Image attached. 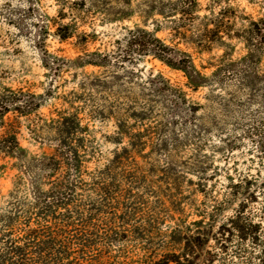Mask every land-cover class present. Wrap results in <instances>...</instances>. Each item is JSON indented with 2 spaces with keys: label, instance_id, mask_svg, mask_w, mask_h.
I'll return each instance as SVG.
<instances>
[{
  "label": "rangeland",
  "instance_id": "obj_1",
  "mask_svg": "<svg viewBox=\"0 0 264 264\" xmlns=\"http://www.w3.org/2000/svg\"><path fill=\"white\" fill-rule=\"evenodd\" d=\"M73 1L0 0V85L40 96L34 102L41 105L26 117L7 119L33 161L27 169L0 158V249L21 246L29 230L48 227L67 235L96 233L94 248L70 250L81 262L139 264L161 254L176 224L188 225L197 212L219 202L228 177L264 180L257 149L258 136L264 137V102L236 82L228 81L225 90L212 82L194 90L180 72L149 56L107 70L82 67L74 62L79 48L109 55L125 30L141 22H110L103 6L76 9ZM197 2L199 19L156 18L154 27L162 29L159 39L210 76L216 66L244 55L242 40L253 23L264 20V0ZM222 9L224 33L212 45L201 18ZM64 24L75 37L61 42L54 26ZM257 67L264 69V57ZM67 120L71 133L59 143L56 130ZM120 130L135 139L138 154L110 165L114 153L128 145L127 137L117 140ZM69 151L77 154L73 170L56 158L63 153L68 159ZM63 179L72 189L71 205L56 211L55 219L37 218L28 210L35 202L31 185L46 191ZM111 232L120 241H104Z\"/></svg>",
  "mask_w": 264,
  "mask_h": 264
},
{
  "label": "trees",
  "instance_id": "obj_2",
  "mask_svg": "<svg viewBox=\"0 0 264 264\" xmlns=\"http://www.w3.org/2000/svg\"><path fill=\"white\" fill-rule=\"evenodd\" d=\"M73 5H76V9L86 5L91 8L101 5L103 14L110 22L131 21L135 17L141 22V25L125 30L109 55H99L96 52L85 54V50L79 48L80 55L74 62L82 67L107 70L115 63L125 66L149 56L170 70L180 72L188 86L194 90L207 87L210 82L219 90H225L228 81L236 82L239 88L249 93L250 98L258 97L264 102V69L257 67L264 57V20L249 27L247 33L251 35L242 40L245 53L241 58L236 62L221 63L210 76H206L196 69L189 56L159 39L157 33L162 29L154 27L156 18L163 22L171 18L182 21L183 18L192 16L195 17L194 20L199 19L197 0H74ZM225 12L226 9H222L214 14L207 10L206 15L201 18L202 33L207 43L215 45L213 37L224 33L222 23L227 18ZM149 24L151 30L146 29ZM54 27L55 35L61 42L75 37L68 24ZM156 79L162 80L160 76ZM257 91L260 96H256ZM39 98L40 96L13 91L0 85V158L15 160L27 169L32 168L33 158L26 156L27 151L20 146L17 134L8 126L7 119L10 114L17 118L33 114L41 107L34 102ZM59 126L55 137L59 143H64L71 133L72 124L67 120L62 121ZM119 135L121 138L117 140L127 137L128 145L114 153L110 165L128 162L131 156L138 154L135 139L125 136L121 130ZM257 149L260 160H264L263 136H258ZM67 155L68 159H65L63 153L57 154L56 158L64 168L76 169V152L69 151ZM51 161L57 162L53 157ZM104 171L109 173V167ZM69 185L63 179L42 191L40 185L32 184L35 202L28 210L34 211L35 216L45 222L55 219L56 211H67L71 205L72 189ZM199 187L198 192L204 195L203 184H199ZM103 189L106 193L110 191L109 186ZM221 197L209 210L197 212L196 219L188 225L176 224L168 233L165 245L159 248L161 254L146 256L139 264H264V180L249 176H242L237 180L228 177ZM174 213L179 214V211L174 209ZM120 239V236L117 237L112 232L103 238L109 244ZM96 240L94 232L67 235L62 229L48 227L41 231L29 230L21 246L12 245L10 248L0 249V264H92L85 259L79 261V257L72 258L70 250L92 249L97 245Z\"/></svg>",
  "mask_w": 264,
  "mask_h": 264
}]
</instances>
